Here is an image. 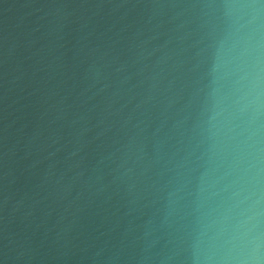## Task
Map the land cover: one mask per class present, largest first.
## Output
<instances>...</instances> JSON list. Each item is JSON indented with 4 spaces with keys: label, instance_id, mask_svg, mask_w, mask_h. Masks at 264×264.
<instances>
[{
    "label": "water",
    "instance_id": "water-1",
    "mask_svg": "<svg viewBox=\"0 0 264 264\" xmlns=\"http://www.w3.org/2000/svg\"><path fill=\"white\" fill-rule=\"evenodd\" d=\"M0 264H264V0H0Z\"/></svg>",
    "mask_w": 264,
    "mask_h": 264
}]
</instances>
